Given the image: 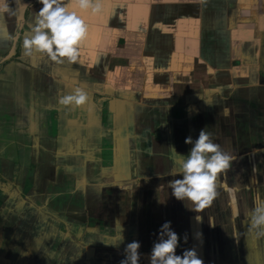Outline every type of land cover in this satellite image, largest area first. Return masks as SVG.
Returning <instances> with one entry per match:
<instances>
[{
  "label": "crops",
  "instance_id": "1",
  "mask_svg": "<svg viewBox=\"0 0 264 264\" xmlns=\"http://www.w3.org/2000/svg\"><path fill=\"white\" fill-rule=\"evenodd\" d=\"M0 14V264H139L171 222L203 264H264V0H102L80 62L25 53L37 0ZM82 89V106L59 97ZM227 110V114H225ZM233 156L201 211L168 181L200 130ZM175 151H174V150ZM180 154V155H178ZM199 233V238H197Z\"/></svg>",
  "mask_w": 264,
  "mask_h": 264
},
{
  "label": "clouds",
  "instance_id": "2",
  "mask_svg": "<svg viewBox=\"0 0 264 264\" xmlns=\"http://www.w3.org/2000/svg\"><path fill=\"white\" fill-rule=\"evenodd\" d=\"M41 7L35 12V24L31 28L30 39L23 41L27 55L35 50L48 57L51 62L62 64L80 62L81 44L87 37V25L84 13L95 16L102 11V0H37ZM10 11L8 0H0V14ZM88 97L75 88L70 94L58 99L62 106H82ZM227 114V110H225ZM185 144H191L187 155H180L183 163L177 176L168 181L171 194L177 200L188 201L195 211L207 207L216 196L218 176L230 166L233 156L214 143L211 134L200 130L195 140L185 138ZM174 150V149H173ZM175 151V150H174ZM250 230H256L257 237H264V200L257 196L248 213ZM171 222H163L148 254V264H203L195 248L184 249L176 253L179 240L187 241V235L178 237L172 230ZM199 238V233H197ZM140 244L132 241L124 248V259L120 264H139Z\"/></svg>",
  "mask_w": 264,
  "mask_h": 264
}]
</instances>
